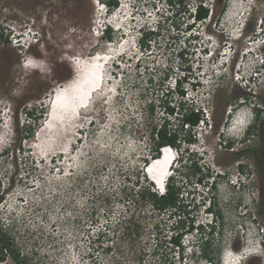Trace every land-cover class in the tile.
Instances as JSON below:
<instances>
[{
	"label": "rangeland",
	"instance_id": "374dc122",
	"mask_svg": "<svg viewBox=\"0 0 264 264\" xmlns=\"http://www.w3.org/2000/svg\"><path fill=\"white\" fill-rule=\"evenodd\" d=\"M107 1L0 0V31L7 29L0 36V241L2 237L24 264H221L225 253L229 257L242 253L238 259L251 253L243 264H264V159L256 161L249 153L259 140L257 134L245 142V132L261 125L254 122L256 112L249 104L237 113L233 110L222 136H214L216 116L208 102L216 67H211L205 54L200 90H194L189 81L182 84L185 109L199 108L205 121L188 130L180 121V111L168 116L159 106V101L167 99V90L171 91L168 101L177 106L181 97L174 91L176 80L190 73V83L194 82L193 52L186 50L192 44L191 15L200 2L206 7L212 2L118 0L119 7L110 9ZM228 5L223 23L231 27L235 23L231 16H240L243 9L247 16L253 4L230 0ZM206 25L198 29L201 34ZM106 26L117 29L111 42L102 37ZM143 30H154L155 35L140 50L136 37ZM242 31V40L252 43ZM226 36L230 41L228 32ZM257 41L250 44L252 49ZM262 45L244 56L243 73L236 75L239 80L228 69L214 76L223 75L228 89L237 83L243 103L251 102L244 94L252 90V83L246 82L252 66L262 65L256 92L264 87ZM96 55L110 59L105 89L80 110L81 117L78 111L75 122L74 99L82 98L81 87L93 74L85 73L92 72L87 63ZM82 63L87 64L85 70ZM82 74L87 77L84 82ZM220 94L230 97L226 91ZM53 95L63 110L57 108L49 116ZM222 95H217V102ZM88 96H83L82 103ZM151 101L158 106L153 117L146 109ZM40 104L44 115L35 136L25 141L23 123L29 121L25 112ZM237 114L246 117L243 124L239 119L243 126L236 125ZM165 117L182 139L172 169L180 188L175 215L172 210L159 213L149 204L139 207L130 201L135 178L143 177L154 160L149 133ZM189 134L195 137L192 144L184 142ZM218 138L235 143L226 151L216 145ZM241 151L246 154L233 157ZM196 164L206 175L205 185L197 182ZM144 182L152 183L149 178L140 180ZM209 203L215 205L214 223L218 212L222 214L214 236L208 235L210 229L205 232L216 243L209 250L213 263L201 258L195 230L184 236L185 254L180 259L169 244L173 224L182 219L188 227L193 221L196 229L199 223H207ZM133 215L137 227L127 228ZM19 261L10 252L0 254V264Z\"/></svg>",
	"mask_w": 264,
	"mask_h": 264
},
{
	"label": "flooded vegetation",
	"instance_id": "af4514ba",
	"mask_svg": "<svg viewBox=\"0 0 264 264\" xmlns=\"http://www.w3.org/2000/svg\"><path fill=\"white\" fill-rule=\"evenodd\" d=\"M212 2V6L206 7V5H203L202 2H200L199 5L196 6L195 11L192 16V24L190 25V29L193 32L192 35V58L195 61V67L192 69L193 74V80L192 87L194 90H197V92L201 88L202 81L200 80V75L202 72H200L201 68V56L205 54L206 58H210L209 61L211 63L212 70V95H211V102H208L209 108H212L214 112V116H216V126H215V134L216 137L217 134L219 136H222L223 129L225 124L227 123L229 116L233 112V110L236 111V113L239 111V109L243 108L246 104H249L255 112L258 113V122L261 123L258 127V129L252 128L249 130L247 136L245 137V142H250L251 137L256 136V134L259 137V140L254 143L253 147L249 150V153L252 155L254 160L260 161L264 159V116L261 118V115H264V87L261 88V91L256 92V80L258 75H262V70L257 69V65L252 66L251 68V75H253V78H250V80L246 79V82L252 83V90L250 93H245L244 95L250 97L251 102L250 103H243L245 102L244 99H242V96H238L239 94H243L242 91H240L239 86L232 85L231 89H228L229 84L225 83L223 84V80L221 79L223 75H220V78L217 77L214 79L215 73L217 71L226 70L233 73V77L236 80H239V78L236 77V75L240 76L239 74L243 73L241 71V66L244 60V56L246 54H249L259 49V47L262 45L261 49L264 52V13L262 15L258 12L260 8H262V0H249L252 2V7L250 8L249 13H247V16L244 15V10L241 13V15L236 19L235 17L231 16V19H234L235 23L231 26H235L237 23L240 25L239 27H242L243 31L242 34L247 35L249 39H252L253 42L257 43L254 45L253 49L251 42H245L244 39L242 40L241 30L239 28V37L238 39L232 38L231 27H229L228 23H223L224 17L227 16V11L229 9V2L230 0H210ZM245 1V0H243ZM203 10V12L201 11ZM205 10H208V13L206 16ZM207 22L206 30L204 34H201L199 32V28L201 25ZM229 28V29H228ZM228 32V35L231 36L230 41L229 37L226 36V33ZM206 34V36H204ZM262 39V40H261ZM234 46V47H233ZM255 48V49H254ZM226 52L231 53L232 57L230 59H227L224 54ZM249 52V53H248ZM255 58L259 57V54H253ZM225 59V64L223 63ZM228 62V63H227ZM262 62V61H261ZM194 63V62H193ZM204 74V73H203ZM241 80L244 78L240 77ZM255 87V88H253ZM255 89V90H254ZM226 91V93L229 92L230 97L224 98L221 92ZM222 95L218 102H217V95ZM218 96V97H219ZM258 99L257 101H255ZM213 104V105H212ZM211 105V107H210ZM196 113L200 112L199 108H196L194 110ZM206 112V111H205ZM220 112V115L218 114ZM201 113V112H200ZM208 117V116H207ZM234 118V116H233ZM203 123V122H202ZM200 125V124H199ZM223 137H225L223 135ZM216 139V138H215ZM244 142V143H245ZM233 143L235 141H222V139L218 138V141H216V145H218L221 149L224 148V150L229 151L231 147L233 146ZM244 154H246L244 151H241L234 155L233 157L238 158L242 157ZM215 208V205L211 207V209ZM208 213V212H206ZM221 213L218 212L217 218L219 220V217H221ZM202 246V254L204 253V245Z\"/></svg>",
	"mask_w": 264,
	"mask_h": 264
},
{
	"label": "trees",
	"instance_id": "16d2710c",
	"mask_svg": "<svg viewBox=\"0 0 264 264\" xmlns=\"http://www.w3.org/2000/svg\"><path fill=\"white\" fill-rule=\"evenodd\" d=\"M173 1L174 0H168L169 3H173ZM178 2L182 3V0H178ZM106 4L110 7V9L111 8L116 9L119 7L118 0H108ZM201 12H203V10ZM204 12H205L204 16H206L208 13V10H205ZM2 30L5 31L7 29L3 28ZM2 30L0 31V36H2L1 35ZM115 34L116 33L114 30H112V28L106 27L105 30L103 31L102 37L106 41L111 42L113 41ZM153 35L155 34L149 33V35L146 36V38L148 39L147 42L153 39ZM117 67L118 65H116V68ZM189 76H190V73L185 74L183 78H180L176 80L175 82L174 91L181 97L177 106L173 105L171 101H168V96L171 92L169 90H167V95L165 96L167 99L159 101V106L164 109V111L167 113L168 116H173L174 114L177 115L178 113L175 112L176 109L180 111L181 117H182L180 121L183 123V125L187 126L188 130L189 129L191 130V129L197 128L201 122L205 121V119H203V116L200 112L196 113L194 111L193 106L192 108L187 107V109H185V104L183 103V99L185 98V91L182 88L183 87L182 84H184L185 82L187 83V81H189L188 84L192 85V83H190L191 79L189 78ZM43 106L44 105L40 104L35 109L27 110L25 112V115L29 120L28 123H25V124L23 123V127H25L23 129V139L25 141L35 136V130H36L35 128L38 126L45 112ZM157 107L158 106L155 101L149 102L146 108L147 113L153 117ZM258 119L256 122H258ZM164 120L165 121L161 125L155 124L149 133V139L151 142L149 149L152 152V159H158L159 157H161V149L164 147L169 146L177 150L181 149L182 139L180 137L179 130L177 128L176 129L173 128V125H171L167 117H165ZM252 128H255V127H252ZM184 142L188 144H192L193 142H195V137L193 138V136L189 134L188 136H185ZM21 146L22 144L19 146V149H18L19 152L22 149ZM193 171L195 172L194 174H197L199 176L197 178V182L203 183L205 185L206 182L204 181V178L206 177V175L201 173V167H199L196 164L193 166ZM148 178L145 172H143V177H139L138 175V177L135 178L136 184L134 185L132 189L133 194L130 196V201L134 205H137V206L139 205L143 206L142 203L149 204L153 210L159 213H162L167 210L168 211L172 210L174 211V215H175V213L178 212L179 211L178 209L180 208V200H179L180 188L175 184L176 183L175 177H172L170 179L171 183L168 184L167 192L164 195H160L157 192V190H155L153 183H149L148 185H145V182L140 183V180L144 179L145 181H147ZM127 180H130V179L127 177ZM213 186H214V183H212V187ZM2 200L3 198L0 197V203L2 202ZM213 210L214 209H209L210 212H213ZM133 218H134V215L132 216V218H130L129 221H127L128 222L127 228L130 227L129 225L133 226V228L137 227L136 222L132 220ZM175 223H176V226L173 224V228H172L173 233L169 237V244L171 245V252L174 251V254H175V250L177 249L178 254L181 255V256L179 255L178 256L180 259H182L185 254L184 252L185 247L183 246L182 240H184L183 239L184 236L187 237L188 234H191L194 232L195 226L193 225V221H192V224L186 227L185 222L182 221V219H180V221H176ZM139 224H141V222ZM199 228H201L202 233H204L202 234V237L205 239V241L202 244L204 245V253L201 255L202 256L201 258H204L207 261H211L213 263L214 258L212 257L211 252H209V250L210 249L214 250V246H216V243L214 239L209 238L208 235L214 236L213 233L217 230V227L214 226L210 228L208 235L205 233L207 231L204 227L201 226ZM100 233L102 236L103 232H100ZM4 252H10V254H13L14 257H18V261H19V255H16V253H14V251L12 250L11 246L5 243L4 239L1 237L0 254H3ZM19 262L20 264H24L21 261Z\"/></svg>",
	"mask_w": 264,
	"mask_h": 264
},
{
	"label": "bare ground",
	"instance_id": "6f19581e",
	"mask_svg": "<svg viewBox=\"0 0 264 264\" xmlns=\"http://www.w3.org/2000/svg\"><path fill=\"white\" fill-rule=\"evenodd\" d=\"M244 10V9H243ZM239 16L236 15L235 18L237 19ZM240 25H238V23L233 26L232 28L234 29V31H230L231 35H232V38H236L238 39L239 37V34H237L238 30H239V27ZM229 29V28H228ZM234 32V33H233ZM125 35V33H123ZM128 36V35H127ZM255 49V48H254ZM106 56V55H105ZM224 56L227 57V59H229L231 57V53L229 52H226L224 54ZM231 60V59H230ZM99 62H102L101 58H99ZM225 64V59H224V62ZM107 64H108V61H106L105 63V67H103L100 71V67L97 66V65H93L91 66V69H92V72L89 73L88 70H86L85 73H87L88 76H90L92 73V77H91V80H86L85 81V85L83 84V86L81 87V90H82V93H84L83 95L79 94V96H81L82 100H83V96L85 95H89L88 97L90 98V101H92L94 98H95V95L100 92L101 90L105 89V84H106V80L108 79V76H107ZM78 67V66H77ZM90 67H88L89 69ZM86 69V68H85ZM84 69V70H85ZM76 70H78V68H76ZM95 70V72H94ZM80 70L76 71V72H79ZM84 71H83V74L85 75ZM82 74V77H83V81L84 82V76ZM99 78H105L101 83L97 80ZM87 78V77H86ZM95 88H97V90H95ZM85 89H86V92H85ZM81 92V91H80ZM62 95V93H61ZM71 97V96H70ZM84 97V98H85ZM54 99H55V96L53 95V98L51 99V104H50V110H49V113L51 112V106H52V103L54 102ZM66 102V101H65ZM68 102V101H67ZM87 102V101H86ZM56 103V101H55ZM55 103H54V106H55ZM96 103V102H95ZM62 108V107H61ZM75 108V107H74ZM87 108V107H86ZM63 110V109H62ZM67 110V108H66ZM73 111V110H72ZM77 117L74 119V121L76 122L77 119L79 118V112H78V115L75 114ZM241 115L242 114H237L235 117L237 118L236 119V125H239L241 123H239V119L241 118ZM80 117H81V111H80ZM82 119V118H81ZM239 123V124H238ZM240 126H243V125H239ZM237 132H240L237 130ZM157 160H160L161 162H158V163H155L154 165H152L149 169V174L151 176V179H152V183L155 185L154 182H156V184L159 186V188L161 187H164L165 184H166V181H167V178L169 177V174L171 172V170L173 169V165L175 164V161H176V155L174 154H169L168 151H164V155L163 157H159ZM175 160V161H174ZM149 166V164L147 165ZM172 167L169 171V168ZM160 177V178H159ZM257 255V254H255ZM249 256H253L251 253H249L246 257H243V258H239L237 260V263L235 264H243L245 261H247V257Z\"/></svg>",
	"mask_w": 264,
	"mask_h": 264
},
{
	"label": "clouds",
	"instance_id": "9594fccd",
	"mask_svg": "<svg viewBox=\"0 0 264 264\" xmlns=\"http://www.w3.org/2000/svg\"><path fill=\"white\" fill-rule=\"evenodd\" d=\"M110 26V25H109ZM106 27H108V26H106ZM105 27V28H106ZM113 29H114V27L113 26H111ZM105 30V29H104ZM103 30V31H104ZM114 31H116L115 29H114ZM140 31H141V29H140ZM154 32V30H152V31H146V30H143L141 33H140V35L139 36H137L136 37V45L138 46V45H140V50L142 49V47H143V45H144V42H147L148 41V39L146 38V36L147 35H149V33H153ZM190 45L186 48V50L188 51V52H190V51H192V44L191 43H189ZM141 52V51H140ZM231 57H232V55H231ZM230 57V58H231ZM229 58V59H230ZM228 63V62H227ZM261 64H263V62H261ZM257 69L258 70H262V65H257ZM114 73V72H113ZM184 77V76H183ZM251 78H253V75H251ZM255 117H254V122H256L257 121V119H258V113L256 112V114L254 115ZM256 120V121H255ZM92 123L93 122H91V125H92ZM249 131V130H248ZM247 131V132H248ZM247 132H245V136H247ZM170 150H174L175 151V153L177 154V156H178V150L177 149H174V148H172V147H170L169 148ZM170 150H168L169 152H170ZM175 175L174 174H172V177H174ZM172 177H169V178H167V181H166V184H165V186L164 187H161V188H159V191H157L160 195H164L166 192H167V188H168V184H169V182H170V179L172 178ZM160 178V177H159ZM231 184L232 185H234L235 186V184L233 183V182H231ZM159 187V186H158ZM209 209H211V204L209 203L208 204V207L205 209V211H208ZM204 211V212H205ZM206 213V212H205ZM207 214V216H208V218H209V220H207V223H205V222H201V223H199L197 226H196V229H195V231L197 232V235H198V237H199V241H200V246L203 244V242L205 241V239L202 237V232L201 233H199L200 232V230H201V228H199V227H204L206 230H208V229H210V228H212V227H214V226H217V228H219V220H218V218L216 217V223H214V219H215V217H214V213L213 212H208V213H206ZM210 217H211V219H210ZM202 231V230H201ZM228 257V254L227 253H225L223 256H222V263L221 264H224L225 263V261H226V258Z\"/></svg>",
	"mask_w": 264,
	"mask_h": 264
},
{
	"label": "built area",
	"instance_id": "2783aa9c",
	"mask_svg": "<svg viewBox=\"0 0 264 264\" xmlns=\"http://www.w3.org/2000/svg\"><path fill=\"white\" fill-rule=\"evenodd\" d=\"M202 123V122H201Z\"/></svg>",
	"mask_w": 264,
	"mask_h": 264
}]
</instances>
